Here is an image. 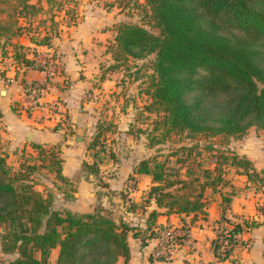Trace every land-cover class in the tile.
<instances>
[{
  "label": "trees",
  "instance_id": "trees-1",
  "mask_svg": "<svg viewBox=\"0 0 264 264\" xmlns=\"http://www.w3.org/2000/svg\"><path fill=\"white\" fill-rule=\"evenodd\" d=\"M35 2L0 0V56L5 55V45L13 44V35L31 27V23L28 27L21 25L18 14L28 21V12L41 7L35 6ZM145 3L159 32L153 33L142 24L115 22L114 44L109 50L113 51L116 63L118 55H123L121 62H124L130 57L155 53L152 69L146 76L149 101L142 108L156 114L152 132H147L149 140L158 141L172 130L211 135L241 134L250 125L264 130V0H145ZM4 10L7 15L13 11L18 14L4 19ZM15 22L17 26L11 29ZM48 34L46 31L40 37H31L37 43L49 44ZM13 45L16 65L38 66L26 57L21 44ZM27 85L23 87L26 89ZM33 146L42 145L33 143ZM152 159L143 158L134 168L136 172L150 173L153 180L147 198H153L154 205L141 225L122 216L115 221L99 208L84 212L52 208L51 199L32 185L18 186L14 182V177L22 178L23 173H11L0 148V229L3 224L6 229L0 230V242L3 250L17 252L7 264H51L48 254L55 246L58 252L54 264H117L120 257L122 264H126L130 233L144 241L152 235L159 214L201 210L206 185L202 183L191 197L192 189L183 181L185 191L175 194L166 189L173 183L167 179L166 167L160 161L151 167ZM229 159L247 179L258 177L249 159L234 154ZM83 164L91 173L96 172L88 163ZM57 174L67 180L61 174V165ZM204 174L210 176L211 171L204 169ZM220 177L212 175L206 183L216 190ZM230 199V195H223V211ZM242 222L230 221L225 234L216 233L212 248L219 259L227 258L235 246L245 245L246 240L241 237L236 240L235 235L258 223L247 219ZM223 241L231 243V247L221 252Z\"/></svg>",
  "mask_w": 264,
  "mask_h": 264
},
{
  "label": "rangeland",
  "instance_id": "rangeland-1",
  "mask_svg": "<svg viewBox=\"0 0 264 264\" xmlns=\"http://www.w3.org/2000/svg\"><path fill=\"white\" fill-rule=\"evenodd\" d=\"M35 4L41 7L37 10H34V7L28 12L30 14L28 21L20 17L21 14L17 11L7 15L4 10L2 15L6 16L3 18L10 20L18 14L21 25L28 27L31 23L29 29H24V37L30 35L36 38L48 31L51 43L46 46L44 53L52 58L56 67L55 74L51 75L52 78L58 75L64 79L63 84L67 78L62 73L63 67L58 56L60 51H57L56 45L59 42L57 37H65L66 31L81 21L85 15L84 11H90L89 14L95 11L100 13L96 18V23L99 25L101 23L99 27L108 26L109 23L106 21H110L113 26L115 19L117 22L142 24L153 33L159 32L145 0H38ZM101 21H105V24ZM16 26L17 22L12 23L11 29ZM92 26L95 27L94 24ZM112 37L111 34L104 40L98 38L86 48L88 54L80 64L82 69L85 65L89 75L87 77L89 85L83 89L81 96L84 101L91 102L88 108L91 112L85 119L84 125L80 124L76 127L71 125L69 117V146L71 150L79 151L77 155L85 153L83 162L94 167L96 172L91 173L86 164L82 163L84 176L78 175L73 181L61 178L57 171L63 159L64 149H61V143L54 142L51 145L35 148L33 152L25 151L21 147L12 148L9 152L2 150L11 173H23L22 178L15 176L14 182L18 186L21 183L32 185L43 196L51 199L52 208L62 212L71 205L77 209L75 212L99 208L112 217H144L154 205L153 198H147V191L153 180L150 173L134 171L141 159L153 158L150 160L151 167L155 161L162 162L166 167L167 179L173 181L166 186V189L181 194L186 189L182 187L183 181H186L188 187L192 189L190 196L193 197L202 183L206 185L203 189V194L206 196V193L212 189L211 185L206 183L212 175L221 176L216 184L219 189L231 181L233 174L238 170L230 163L229 158L234 154L249 159L253 168L258 171L256 179L246 178L248 184L242 190L241 188L236 190L239 194H243L241 192L244 190V195L248 194L253 199L252 203L242 205L241 215L246 217H253L254 213L264 215V166H262L264 165V130L256 125H250L243 133L237 135H211L172 130L158 141L153 139L150 141L147 132H152L150 128L156 114L142 108L149 101V95L145 92L148 87L146 76L152 69L155 53H148L142 58L130 57L124 62H121L123 55H118V63H116L113 51L109 50V46L114 44ZM37 52L40 54L41 50ZM6 63L1 61L0 70L2 68L5 70ZM114 64L120 65L112 67ZM93 73H97L101 78L106 76L108 80L102 84L99 82L100 77L97 80L98 77L92 76ZM43 81L35 80L40 84ZM27 84L29 86L30 83ZM56 101L58 100L51 102L38 100V103L32 105L22 104L24 107L21 108L29 113L45 105L46 107L41 108L40 116L48 120L53 118L54 127L59 128L68 120V115L65 108L64 112L62 109L57 110L56 114L62 113L58 117L50 111L53 105L60 106V102L58 101L57 104ZM141 110L144 112L139 115ZM49 113L54 115H48ZM74 133L80 135L81 139L71 135ZM2 145L4 146L5 143L0 139V148ZM10 152L12 154H9ZM204 169L211 171L210 176L204 174ZM80 177L84 180L83 186L77 182ZM230 187L225 191L231 196ZM78 191L79 193H75ZM223 212H226V207ZM129 221L138 223L137 218H130ZM177 224L181 223L168 225ZM2 226L5 227L4 224ZM154 228L152 235L150 232L151 236L155 234ZM57 252L58 246L50 249L48 260L51 264L56 262ZM16 256V251L3 250L0 242V264H7Z\"/></svg>",
  "mask_w": 264,
  "mask_h": 264
},
{
  "label": "crops",
  "instance_id": "crops-1",
  "mask_svg": "<svg viewBox=\"0 0 264 264\" xmlns=\"http://www.w3.org/2000/svg\"><path fill=\"white\" fill-rule=\"evenodd\" d=\"M89 13L90 11H84L85 15L81 18V21L69 28L64 34L65 37H57L59 42L56 45L58 47L57 51H60L58 56L63 67L62 73L67 78L64 81L65 84H63L64 79L58 75L52 78L51 75H54L55 72L50 73L48 65L39 62V55L41 53L45 55L44 50L51 42L49 44H41L35 42L30 35L24 37L25 28L13 35L11 41L13 44H21L26 57L33 59V62L38 66L25 67L16 65L12 58V54L16 49L13 44L8 43L5 45V55L0 56V66H2V60L7 62L5 70L3 68L0 70V137L5 143L4 146H1V150L9 152L12 148L21 147L25 151L31 150L33 152L35 149L33 143L41 145H51L54 142L61 143V149H64H62L61 174L67 181L76 180L78 175L81 174L84 176L82 163L83 157H85V153L77 155L79 151L76 149L71 150L72 148L69 146V117L71 125L76 127L80 124L84 125L85 119L91 112V109H88L91 102L84 101L81 96L83 89L89 85L87 79L89 75L85 70V65L83 66L84 69H82L80 62H83L87 56L88 52L86 51L88 50L86 48H89V44L94 43V40L98 38L104 40L111 34L114 36L115 32L110 21H106L109 23L108 26L99 27L101 23L100 25L96 23V18L100 15L98 11ZM101 22L105 24V21ZM113 22L117 21L114 19ZM22 34L24 35L22 36ZM40 50L41 53L38 54L37 51ZM105 56L108 55L105 54ZM92 76L98 77L97 80L100 77L97 73H93ZM35 80H44L41 84L39 95L41 102L58 100L60 102V110L62 109L64 112L65 108V112L67 111L68 120L64 124L62 123L61 127H54L53 118L48 120L46 117L42 118L40 116L41 108H44L45 105H41L37 109L34 108L35 110H31L29 113H26L21 108L24 107L22 104L27 102L23 85L35 82ZM107 80L106 76L100 77L99 82L104 84ZM18 102L20 103L19 106ZM46 104L50 105L49 103ZM54 114L49 113L48 115ZM71 135L76 136V139L80 136L77 133ZM12 152L9 154H12ZM246 178V174L237 171L233 174L231 181L221 187V189L217 187L216 190L211 189L208 191L205 196L206 202L201 210L182 213H161L156 217L153 228L176 223L190 226L189 246L183 247L177 256L172 257V259L169 258V260L155 259L151 256V253L157 243L156 237L146 236L143 241L140 236H134L130 233L128 236L130 255L126 264H184L185 262L190 264H264V215L261 213H254L253 217L241 215L242 205L252 203L253 199L248 194L244 195V190L241 192L243 194L236 192L237 189L241 188L242 190L246 185ZM77 182L83 186L82 182L84 180L80 177ZM229 187L231 188L230 190L234 189V192H232L233 194L231 193L226 212H223L221 207L223 195L226 194L225 190ZM75 193H79V191ZM69 209L77 210L71 205H69ZM123 218L126 219L127 217ZM130 218H137V222L144 225L143 217H128L127 220H130ZM243 218L258 222L251 229L241 231L240 236L247 243L243 246H235L227 258L219 259L212 248L217 228L229 225L230 221L243 223ZM122 263L123 258L120 257L117 264Z\"/></svg>",
  "mask_w": 264,
  "mask_h": 264
},
{
  "label": "built area",
  "instance_id": "built-area-1",
  "mask_svg": "<svg viewBox=\"0 0 264 264\" xmlns=\"http://www.w3.org/2000/svg\"><path fill=\"white\" fill-rule=\"evenodd\" d=\"M38 58L40 63L48 65L50 73L55 72L56 67L52 61V58L47 57L44 54L40 55ZM40 88L41 84L39 82H33L29 84V86L27 85V88L24 91L27 97V103H25V105L28 106V104L32 105L34 103H38ZM58 103L59 102H57V104ZM59 109L60 108L57 107V105H53V109L50 108V111L56 114L58 113L57 110ZM60 114L62 115V113ZM60 114H56V116H60ZM228 227V224L226 225V227H220L217 232L225 234ZM154 231L157 243L155 244L151 254L155 259H158L159 257H163V259L172 258L180 253V250L183 246H189L190 231L188 226L183 223L177 225L158 226L154 228ZM240 237L241 236L239 234L235 235L236 240H240ZM229 247H231V243L223 241L219 251L223 252ZM184 264L190 263L185 262Z\"/></svg>",
  "mask_w": 264,
  "mask_h": 264
},
{
  "label": "water",
  "instance_id": "water-1",
  "mask_svg": "<svg viewBox=\"0 0 264 264\" xmlns=\"http://www.w3.org/2000/svg\"><path fill=\"white\" fill-rule=\"evenodd\" d=\"M77 139H81V137L78 136ZM118 218H119V217H117V216L113 217V219H114L115 221H118ZM4 229H5V227L2 226V227H1V230H4Z\"/></svg>",
  "mask_w": 264,
  "mask_h": 264
}]
</instances>
